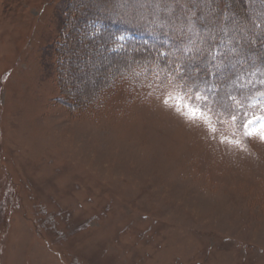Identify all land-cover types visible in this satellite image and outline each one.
Segmentation results:
<instances>
[{"label": "rangeland", "instance_id": "374dc122", "mask_svg": "<svg viewBox=\"0 0 264 264\" xmlns=\"http://www.w3.org/2000/svg\"><path fill=\"white\" fill-rule=\"evenodd\" d=\"M153 4L0 0V264H264V142L239 120L206 117L210 138L144 80L76 104L94 92L84 85L127 62L87 44L81 18L165 14ZM236 19L250 38L264 30ZM247 53L207 79L223 104L259 118L264 75L253 69L263 60L236 66Z\"/></svg>", "mask_w": 264, "mask_h": 264}, {"label": "snow or ice", "instance_id": "6c2138e0", "mask_svg": "<svg viewBox=\"0 0 264 264\" xmlns=\"http://www.w3.org/2000/svg\"><path fill=\"white\" fill-rule=\"evenodd\" d=\"M153 7L157 14H166L157 27L164 30L166 38L171 34L179 39L181 46L175 51L168 47L157 49L150 59L145 58L143 72L135 70V60L126 62L125 68L131 69L137 78L143 74L141 87L146 86L149 92L158 91L160 95L156 98L162 107L181 116L189 125L204 130L210 138L216 136V131L207 127L206 117H215L219 124L227 115L241 122L246 138L255 137L264 142V115L248 117L244 111L223 104L216 98L215 86L207 79L213 68L231 63L245 45L254 42L247 32L237 27L235 13L228 8L220 10L218 0H154ZM250 10L253 27L249 31L264 28V0H250ZM124 39L119 36L117 43ZM153 64L155 68L151 67ZM253 71L264 75V62ZM131 86L135 88L136 84ZM257 92L264 98V86ZM261 103L264 104V100ZM235 146L238 147L239 142Z\"/></svg>", "mask_w": 264, "mask_h": 264}, {"label": "trees", "instance_id": "16d2710c", "mask_svg": "<svg viewBox=\"0 0 264 264\" xmlns=\"http://www.w3.org/2000/svg\"><path fill=\"white\" fill-rule=\"evenodd\" d=\"M223 0H218L219 3V9L224 10L227 8V6H224L222 4ZM250 1V0H249ZM244 0H241L240 5L243 3ZM245 4L247 5V1L245 0ZM250 3V2H249ZM241 5V6H242ZM244 7V5H243ZM239 7L238 9H235V6L231 4V6L228 8L229 11L234 12L235 16L240 17L244 21L243 23L249 21L248 18L251 17L250 13L248 15H243L241 13L244 10V13L247 12V9L245 7ZM238 11V14L236 13ZM153 18V19H152ZM166 18V14H160L159 18H154L151 16H146L142 21H133L129 20L127 22H121L118 20V18L115 17H107L103 14L100 15H91L88 14L86 17L83 19L81 18V22L79 26H83L84 28L82 31L86 32L87 31V38L84 40L87 44L91 45H98V44H103L102 48L103 50H107L108 53L110 54L111 59L116 60V61H121V60H126L127 62H131L135 59L132 58L134 53H130L129 50H134L136 52L141 51L140 57L135 60L136 63L134 64V68L136 71L143 72L142 65L146 63V61H140V58H151L153 53L160 48L163 47H168L171 48L173 51L176 50V48L181 46V41L173 36L165 37L163 35L162 29L157 27V24L160 20H163ZM84 24V25H83ZM116 29L118 32H116ZM81 31V32H82ZM257 37L253 34L252 37L256 40V45L255 47L253 46V43L245 45L243 52H248L246 55H244V58L240 57L237 60H235L236 66H240L245 59L252 61L253 63L255 61H260L263 60L264 62V30H261L256 34ZM123 36L125 39L122 41V45L124 47L117 51L116 46L118 45L121 47V44L117 43V41H114V38ZM112 38V39H107V38ZM65 42L62 44V47H67L70 44L71 38L67 36L64 37ZM251 38V39H253ZM65 55H67L65 53ZM177 55H180V53H177ZM66 56L62 57L64 59ZM234 59H232L233 61ZM242 62H240V61ZM239 61V62H237ZM234 63V62H233ZM125 63H119V65H116L115 68H109L108 71L104 69L107 75H109L108 78L104 80V83L102 80H98L96 83L98 85L95 86V84L87 83L84 85V89L86 91L91 90L94 88V92L92 94H89V92H86L83 96H81L78 101L76 102L75 99L71 98V96L67 95V98L62 99V103L68 107L71 108V105L76 104H86L90 105L92 101L97 100L101 98V94L103 91L107 89L114 88L117 86V84L121 83H130L136 84V80L138 81H143L144 78L140 76L139 78L133 76L132 70L131 69H126L125 68ZM229 63L223 64V67H226ZM232 64V63H231ZM151 67L155 68V65H151ZM231 68V66L229 67ZM238 69V68H237ZM214 70V68H213ZM218 70V69H217ZM215 71V70H214ZM216 72V71H215ZM66 73V72H65ZM214 74V73H213ZM63 75V74H62ZM216 74H214V77ZM217 77V76H216ZM64 81V78H62ZM62 86V84H61ZM64 87V83L62 88ZM64 90V89H63ZM77 99V98H76Z\"/></svg>", "mask_w": 264, "mask_h": 264}]
</instances>
